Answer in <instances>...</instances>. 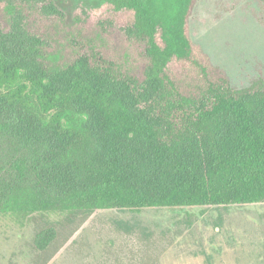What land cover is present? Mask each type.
<instances>
[{"label": "trees", "instance_id": "obj_1", "mask_svg": "<svg viewBox=\"0 0 264 264\" xmlns=\"http://www.w3.org/2000/svg\"><path fill=\"white\" fill-rule=\"evenodd\" d=\"M90 1L103 31L120 19L140 46V74L102 34L52 48L35 26L65 20L56 1L0 0V217L264 203V82L234 88L196 45L198 0ZM56 235L42 231L38 249Z\"/></svg>", "mask_w": 264, "mask_h": 264}, {"label": "rangeland", "instance_id": "obj_2", "mask_svg": "<svg viewBox=\"0 0 264 264\" xmlns=\"http://www.w3.org/2000/svg\"><path fill=\"white\" fill-rule=\"evenodd\" d=\"M54 1L65 20L35 26L52 48L102 34L108 55L120 59L130 53L140 74V46L119 32L120 19L116 27L103 31L99 20L106 14L92 1ZM0 22L5 23L1 6ZM190 25L193 41L234 88L264 82V0H198ZM70 52L65 48L67 55ZM201 86L190 80L184 90L195 93ZM119 223L130 225L132 232L119 228ZM49 228L56 230V238L45 251L39 250L37 238ZM142 254L158 256L159 264H264V203L78 216L35 214L26 220L0 217V264H136Z\"/></svg>", "mask_w": 264, "mask_h": 264}]
</instances>
